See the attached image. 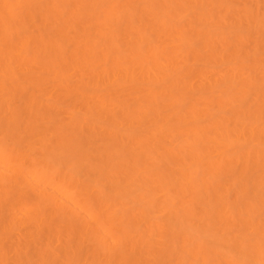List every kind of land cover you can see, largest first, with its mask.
<instances>
[{
  "label": "bare ground",
  "instance_id": "6f19581e",
  "mask_svg": "<svg viewBox=\"0 0 264 264\" xmlns=\"http://www.w3.org/2000/svg\"><path fill=\"white\" fill-rule=\"evenodd\" d=\"M0 264H264V0H0Z\"/></svg>",
  "mask_w": 264,
  "mask_h": 264
}]
</instances>
